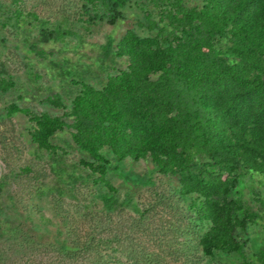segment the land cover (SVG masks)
<instances>
[{
    "label": "trees",
    "instance_id": "16d2710c",
    "mask_svg": "<svg viewBox=\"0 0 264 264\" xmlns=\"http://www.w3.org/2000/svg\"><path fill=\"white\" fill-rule=\"evenodd\" d=\"M88 1L96 7L90 20L101 12L115 24L131 0ZM97 1L104 8H97ZM144 5L150 10L142 25L155 35L133 30L124 35L116 54L126 56L129 65L107 75L103 88L73 80L82 87L64 112L72 123L15 103L9 113L29 116L35 122L33 140L52 152L58 147L50 137L72 128L77 148L93 159L84 163L111 191L106 174L119 165L112 166L105 149L118 161L151 159L161 174L179 176L180 187L153 190L155 199L138 215L123 207L86 211L79 202L56 199L65 237L54 250L66 263L230 264L236 257L238 264H264V246L247 254L248 239L241 235L261 212L230 197L239 168L264 174V0H203L200 7L185 0H145ZM83 57L79 53L78 59ZM14 86L10 77L0 80L2 90ZM49 100L66 106L58 93ZM185 200L188 225L170 219L155 223L174 201ZM70 205L87 223L75 218ZM187 228L192 237L168 242L169 233ZM144 241L154 249L148 251ZM24 242L31 246V239Z\"/></svg>",
    "mask_w": 264,
    "mask_h": 264
},
{
    "label": "rangeland",
    "instance_id": "374dc122",
    "mask_svg": "<svg viewBox=\"0 0 264 264\" xmlns=\"http://www.w3.org/2000/svg\"><path fill=\"white\" fill-rule=\"evenodd\" d=\"M144 1H129L123 8L122 19L113 24L101 12L90 20L96 7L88 0H0V80L10 77L15 82L9 90L0 88V230L9 226L0 231V262L85 264L66 263L63 255L54 250L65 237L61 233L64 232L62 217L55 210L56 199L79 202L86 211L110 213L123 207L138 215L155 199L153 190L164 188L167 193L180 187L179 176L161 174L151 159L118 161L110 149H105V154L113 159L112 166L119 165L109 168L106 174V180L115 188L111 191L107 183L97 181L99 173L91 172L84 163L93 159L77 148L72 140V128L50 137V142L58 147L52 152L33 140L35 122L29 116L22 112L9 113L10 105L15 103L35 112L61 116L72 123L73 118L66 117L64 112L82 87L73 80L86 79L87 84L103 88L107 75L118 74L129 65L126 56L116 54L117 44L124 35L129 30L142 37L155 35V31L142 25L145 13L150 10ZM185 2L200 7L203 0ZM95 4L104 8L101 1ZM79 53L84 56L81 60ZM56 93L65 108L49 100ZM237 172L241 176L230 197L261 212L241 234L248 239L246 251L251 254L264 246V174L245 168ZM42 186L47 188L40 190ZM109 202L114 209L107 210ZM172 204L174 208H165L155 223L166 225L170 219L176 225H188L191 220L185 216L190 210L187 200ZM71 207L76 219L84 222L88 219ZM188 232L187 228L183 233H169L168 242L192 237ZM148 236L158 239L154 234ZM24 239H31L30 247ZM144 242L149 245L148 251L154 249L150 242ZM24 254L31 256L26 258ZM238 262L235 257L227 263Z\"/></svg>",
    "mask_w": 264,
    "mask_h": 264
}]
</instances>
